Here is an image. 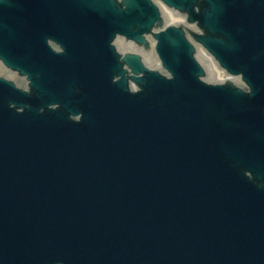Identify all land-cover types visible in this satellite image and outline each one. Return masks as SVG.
Here are the masks:
<instances>
[{
  "label": "water",
  "instance_id": "water-1",
  "mask_svg": "<svg viewBox=\"0 0 264 264\" xmlns=\"http://www.w3.org/2000/svg\"><path fill=\"white\" fill-rule=\"evenodd\" d=\"M161 1L202 19L197 0ZM205 1L211 36L196 38L249 94L207 84L182 27L153 33L161 69L125 55L142 74L136 93L101 73L50 87L36 59L6 58L33 91L0 79V264H264V30L234 18L219 40L220 10ZM43 11L76 42L102 33L148 46L163 22L152 0H0V38L33 55L39 40L25 29ZM109 53V69L124 75ZM75 85L93 88H62Z\"/></svg>",
  "mask_w": 264,
  "mask_h": 264
},
{
  "label": "bare ground",
  "instance_id": "bare-ground-1",
  "mask_svg": "<svg viewBox=\"0 0 264 264\" xmlns=\"http://www.w3.org/2000/svg\"><path fill=\"white\" fill-rule=\"evenodd\" d=\"M173 19H175V18L173 17Z\"/></svg>",
  "mask_w": 264,
  "mask_h": 264
}]
</instances>
